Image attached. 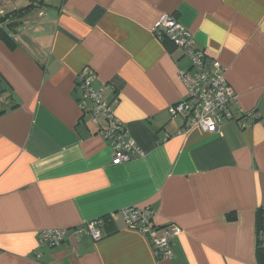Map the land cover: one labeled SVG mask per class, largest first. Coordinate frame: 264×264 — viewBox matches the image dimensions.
I'll return each instance as SVG.
<instances>
[{"label":"crops","instance_id":"crops-1","mask_svg":"<svg viewBox=\"0 0 264 264\" xmlns=\"http://www.w3.org/2000/svg\"><path fill=\"white\" fill-rule=\"evenodd\" d=\"M162 13L220 62L237 96L213 132L185 130L168 112L187 95L177 72L190 59L155 35ZM11 36L12 45L0 37V264H259L264 0H43ZM86 65L142 156L112 163L90 104L77 103L75 74ZM131 205L153 210L159 236L178 226L171 256H155L125 225L120 210ZM97 218L98 240L40 243L44 229Z\"/></svg>","mask_w":264,"mask_h":264},{"label":"built area","instance_id":"built-area-1","mask_svg":"<svg viewBox=\"0 0 264 264\" xmlns=\"http://www.w3.org/2000/svg\"><path fill=\"white\" fill-rule=\"evenodd\" d=\"M43 0H33V6L38 7ZM153 30L158 38L172 41L183 49L184 54L190 59L189 69H179L177 74L186 90V97L169 105L171 116H181L184 120V129L198 127L204 132L217 130L219 124L232 117L231 106L237 96L221 70L220 62L209 59L203 50L194 47V40L190 32L180 24L172 14L162 13L153 24ZM209 60V65L207 64ZM95 71L89 66H83L75 74V86L80 95L77 99L78 106L85 110L90 104L93 121L98 126V133L109 138L113 149V164L129 160L133 152L142 156L137 144L127 134L124 125L119 122L113 113V102L102 99V88H94ZM1 101L3 100L2 96ZM241 112V110H240ZM242 113V112H241ZM247 115L254 116L251 112ZM104 122V124H103ZM153 210L148 206L131 205L120 210V216L128 228L139 230L146 235L157 257L172 255V236L179 231L173 225L172 230H167L159 236L160 228L152 225ZM100 218L87 222L78 229L47 228L40 232V243L47 245L61 244L68 233L89 234L93 240L101 238L99 224Z\"/></svg>","mask_w":264,"mask_h":264},{"label":"trees","instance_id":"trees-1","mask_svg":"<svg viewBox=\"0 0 264 264\" xmlns=\"http://www.w3.org/2000/svg\"><path fill=\"white\" fill-rule=\"evenodd\" d=\"M32 1L33 0H29L28 4L24 7L13 9L8 13H5V12L1 13L3 15H0V37L3 40H5L7 43L11 45L13 44V39L11 36L12 30L18 25L22 16L34 7ZM5 25H7V27H5ZM258 215H260V213H258ZM228 218L231 219V218H234V216L232 214H229ZM257 244L259 245V248H258L260 251L259 256L261 258L259 260V264H264V248L261 246L263 243H262V240L259 239V237H258Z\"/></svg>","mask_w":264,"mask_h":264},{"label":"rangeland","instance_id":"rangeland-1","mask_svg":"<svg viewBox=\"0 0 264 264\" xmlns=\"http://www.w3.org/2000/svg\"><path fill=\"white\" fill-rule=\"evenodd\" d=\"M25 4L26 0H0V15H3L1 14L2 12L8 13L15 8L23 7ZM31 16L35 21L38 20L36 14H31ZM5 27H7V25H5Z\"/></svg>","mask_w":264,"mask_h":264}]
</instances>
